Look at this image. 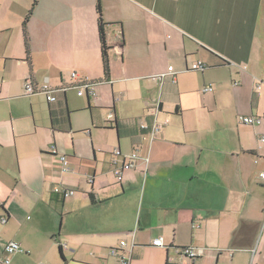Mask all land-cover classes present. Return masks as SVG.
I'll return each instance as SVG.
<instances>
[{
  "label": "crops",
  "instance_id": "1",
  "mask_svg": "<svg viewBox=\"0 0 264 264\" xmlns=\"http://www.w3.org/2000/svg\"><path fill=\"white\" fill-rule=\"evenodd\" d=\"M34 1L0 0V264L10 242L24 250L11 264H121L110 250L123 241L129 264H223L231 251L230 264L237 255L264 264V233L252 256L264 223V0H100L107 81L97 1L39 0L28 59ZM198 62L206 69L192 71ZM29 78L77 95L75 85L95 82L96 96H82L97 111L88 135L74 137L70 116L62 122L68 90L49 102L26 94ZM104 109L117 121H99ZM163 121L155 135L141 129ZM100 130L115 136L101 141ZM186 247L203 254L190 262L178 253Z\"/></svg>",
  "mask_w": 264,
  "mask_h": 264
},
{
  "label": "built area",
  "instance_id": "2",
  "mask_svg": "<svg viewBox=\"0 0 264 264\" xmlns=\"http://www.w3.org/2000/svg\"><path fill=\"white\" fill-rule=\"evenodd\" d=\"M205 69H206V66L202 62H198L196 64H193V66L191 68L192 71H203ZM169 72L174 73L173 67L169 68ZM162 77H165V76H162ZM72 78L75 79L76 74H73ZM96 85L97 84L94 82L82 81L79 84L75 85L74 88L78 90V95L80 97L85 96V95L95 97L96 96V91H95ZM66 91H67L66 87L56 91V90H52L47 85L40 87V88H35L32 80L30 78L26 81V84H25L26 94L33 95V94H36L39 92L44 93L47 96V99L49 102H55L56 101L55 94L57 92H66ZM213 91H214V88L211 85L206 87L203 90L204 93H212ZM260 91H261V87L258 86L255 89V92L259 93ZM114 120H115L114 114L110 113L108 115V125H111V123H113ZM240 122L244 125H247V126H258V125H261L262 119H260L258 117H254V116H246V117H240ZM141 129L142 130H150L151 134L155 135L158 132V130L160 129V126L157 125L156 123H153L152 126L144 123L141 125ZM52 153L57 154L55 147H52ZM115 154L117 157L122 156V153L120 152V150H116ZM138 159H139V153L137 151L133 152V154L131 156H129L128 158L125 159L123 165L119 169H117V171H116V174L118 175L119 180L122 179V175H123L124 171L133 169L135 167L136 161ZM61 161L63 163V171L69 172L70 168H69L68 158L65 156H61ZM113 164L114 165L117 164V160H115L113 162ZM261 179L264 181V173L261 175ZM54 192L63 195L65 198H69V197H72L75 195V191L63 189L60 187L54 188ZM1 221H2V224L5 225L7 223V218H3ZM152 245L156 246V247H164L165 246L163 238L155 239L152 242ZM126 246H127V242L123 241L120 243V247L113 248L110 250L111 255L118 256L120 258L121 264H129V258L124 253ZM132 247H134V244L132 245ZM18 253H24V250L21 248V246L19 244H17L16 242L8 243L5 247V256H4L3 264H11V259H10L11 256L18 254ZM178 253L181 256V258H185V259L189 260L190 262H195L198 258H200L202 256L203 251L200 249L194 248V247H186V248H180L178 250Z\"/></svg>",
  "mask_w": 264,
  "mask_h": 264
},
{
  "label": "rangeland",
  "instance_id": "3",
  "mask_svg": "<svg viewBox=\"0 0 264 264\" xmlns=\"http://www.w3.org/2000/svg\"><path fill=\"white\" fill-rule=\"evenodd\" d=\"M6 3V6H9L10 4L14 3V0H4ZM193 75L189 77V81L194 84L195 88H197V86L200 84L202 77L200 75L197 74V72L192 73ZM207 84H212L210 82H208ZM67 88V87H66ZM68 90V88H67ZM67 105L70 111V122H71V126H72V133L75 134L74 137L77 138H83L84 136L88 135V130L89 129H93L92 126V122L94 121V115L95 112L97 113L96 109H93V111L89 110L88 106H85V103H87V98L84 97H78L77 95V91L74 90L73 88H71L70 90H68L67 93ZM65 104V102H64ZM85 107H87L88 110L84 111V110H80L78 111V109H84ZM110 110L104 109L103 114L101 116V119L99 121H105L107 119L108 113ZM243 117V116H242ZM240 120V119H239ZM96 123H99L98 120L95 118ZM164 122H159V126L163 127ZM235 123V122H234ZM241 123V122H240ZM236 125H239V121L236 122ZM243 134H247L249 135L251 132L250 127H246L242 130ZM98 139H101V141L103 140H111L113 139V136H115L114 132H109V131H104V130H100L98 131V135H97ZM264 139V137H263ZM261 234L260 236L257 238V242L255 244V249L252 252V256H256L259 246H260V242L262 240V235L264 233V223H262L261 226V230H260ZM229 258L225 259L226 261L223 264H230L231 261V256L234 255V252L231 251V253H229ZM244 257H241L240 255H237L235 258V264H245L244 261ZM241 261V262H240ZM248 264H252L251 260Z\"/></svg>",
  "mask_w": 264,
  "mask_h": 264
},
{
  "label": "trees",
  "instance_id": "4",
  "mask_svg": "<svg viewBox=\"0 0 264 264\" xmlns=\"http://www.w3.org/2000/svg\"><path fill=\"white\" fill-rule=\"evenodd\" d=\"M97 1V5H96V9H97V13L99 16V36H100V42H101V50H102V62H103V69H104V76H105V80L107 81L109 79V75H110V59H109V50L110 47L107 44L106 41V25L103 21L102 18V7H101V1L100 0H96ZM39 0H35L32 6V9L29 11L24 24H23V31H24V38H25V47H26V54L28 56V59L30 58V47H29V36H28V32H27V22L29 21L31 15L33 14V11L35 9V7L37 6ZM95 83V82H94ZM52 118V128L54 131L58 130L59 124L61 123V121L57 118H55V116L52 114L51 115ZM68 122L69 121V115L67 113V116L65 118V120H63L62 122ZM117 120H115L116 122Z\"/></svg>",
  "mask_w": 264,
  "mask_h": 264
}]
</instances>
